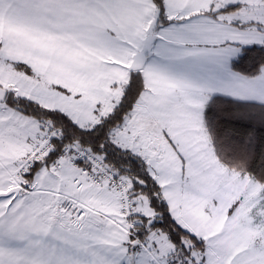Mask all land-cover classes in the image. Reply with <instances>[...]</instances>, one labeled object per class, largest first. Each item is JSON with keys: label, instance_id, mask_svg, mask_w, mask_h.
Returning <instances> with one entry per match:
<instances>
[{"label": "snow or ice", "instance_id": "6c2138e0", "mask_svg": "<svg viewBox=\"0 0 264 264\" xmlns=\"http://www.w3.org/2000/svg\"><path fill=\"white\" fill-rule=\"evenodd\" d=\"M0 264H264V0H0Z\"/></svg>", "mask_w": 264, "mask_h": 264}]
</instances>
